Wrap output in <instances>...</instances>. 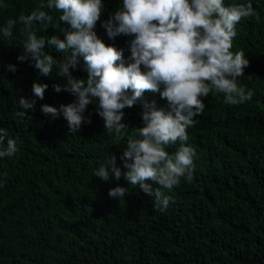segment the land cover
Returning <instances> with one entry per match:
<instances>
[{
  "label": "trees",
  "instance_id": "16d2710c",
  "mask_svg": "<svg viewBox=\"0 0 264 264\" xmlns=\"http://www.w3.org/2000/svg\"><path fill=\"white\" fill-rule=\"evenodd\" d=\"M46 2L0 0V28ZM248 2L259 19L237 24L231 50H243L249 60L238 83L252 97L239 105L226 104L222 93L202 98L204 111L186 129L187 144L195 150L192 179L181 178L171 190L152 185L170 198L163 211L139 185L123 176L105 182L94 172L112 156L122 173L127 171L121 157L128 138H138L137 128L144 126L142 103L154 101L167 110V100L146 91L123 110L127 128L119 136L105 129L95 100L80 130L70 132L62 115L41 111L43 105L59 108L75 101L68 92L54 91V84L66 85V77H59L55 67L44 77L29 62H18L24 51L19 22L10 41L0 36V128L19 137L18 152L0 158V264H264V0H224L225 6ZM102 3L94 31L107 46L123 51L127 66L133 62L134 37L110 39L102 27L122 0ZM42 10L53 19L37 24V35L64 39L70 26L59 20L61 13ZM44 51L57 61L69 55L47 45ZM8 65L17 71H8ZM70 72L88 78L82 57ZM37 82L48 85L42 100L32 91ZM21 96L36 101L23 120L15 116ZM179 146L166 151L174 153ZM118 186L127 189L126 195L109 197Z\"/></svg>",
  "mask_w": 264,
  "mask_h": 264
},
{
  "label": "clouds",
  "instance_id": "9594fccd",
  "mask_svg": "<svg viewBox=\"0 0 264 264\" xmlns=\"http://www.w3.org/2000/svg\"><path fill=\"white\" fill-rule=\"evenodd\" d=\"M103 7L102 0H47L31 14H21L18 21L9 19L0 28V36L10 41L19 22L23 25L20 31L24 51L17 57L18 62H29L44 77L50 76L53 67L59 77H66V85L54 84V91L68 92L75 101L59 108L43 105L41 111L53 118L62 115L70 132L80 130L85 122L83 114L95 100L105 129L117 136L127 128L122 123L123 110L141 101L146 91L159 92L167 100V110L158 108L154 101L142 103L144 126L137 128L138 138H128L121 157L127 171L122 173L112 156L106 157L94 172L105 182L112 176L117 181L123 176L130 185H139L163 211L170 198L152 185L171 190L181 178L192 179L195 150L187 144L186 129L204 111L202 98L209 93H222L226 104L239 105L252 97L251 90L246 91L238 83L249 60L243 50L231 49L237 24L248 17L259 19V14L251 2L225 6L224 0H122V7L102 27L110 39L134 37L129 45L133 62L126 66L123 51L107 46L94 31ZM44 8L61 13L59 20L70 26L64 39L37 35L36 25L50 24L53 19ZM46 45L69 55L61 61L54 60L44 51ZM78 57L87 65L86 80L71 75L70 68H76ZM7 70L15 73L17 68L8 65ZM47 88V84L38 82L32 85L35 97L41 100ZM129 90L131 95L127 94ZM35 103L21 96L15 116L23 120ZM18 140L0 128V158L15 155ZM177 142L180 146L174 153L166 151ZM126 192L118 186L110 189L108 195L123 198Z\"/></svg>",
  "mask_w": 264,
  "mask_h": 264
}]
</instances>
